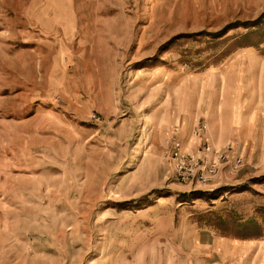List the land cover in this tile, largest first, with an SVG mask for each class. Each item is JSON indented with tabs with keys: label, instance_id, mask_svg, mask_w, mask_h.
<instances>
[{
	"label": "rangeland",
	"instance_id": "rangeland-1",
	"mask_svg": "<svg viewBox=\"0 0 264 264\" xmlns=\"http://www.w3.org/2000/svg\"><path fill=\"white\" fill-rule=\"evenodd\" d=\"M199 119L211 188L165 159ZM0 264H264V0H0Z\"/></svg>",
	"mask_w": 264,
	"mask_h": 264
},
{
	"label": "built area",
	"instance_id": "built-area-1",
	"mask_svg": "<svg viewBox=\"0 0 264 264\" xmlns=\"http://www.w3.org/2000/svg\"><path fill=\"white\" fill-rule=\"evenodd\" d=\"M165 159L173 176L184 185L213 187L221 182L224 173L238 174L245 160L238 154L232 141L217 145L205 119H199L189 141L183 139L180 125H175L167 136Z\"/></svg>",
	"mask_w": 264,
	"mask_h": 264
},
{
	"label": "crops",
	"instance_id": "crops-1",
	"mask_svg": "<svg viewBox=\"0 0 264 264\" xmlns=\"http://www.w3.org/2000/svg\"><path fill=\"white\" fill-rule=\"evenodd\" d=\"M237 112H238V108H236L235 111L231 112V115L229 116L225 112L222 111V108H220L219 111H215L212 116L215 119V122L216 123L219 120V123H221L222 125H226L225 130H228L229 128H231L232 130H234L235 128H237L239 126V125H237V123L240 120H243L241 117H240V120H239V118H238V115L239 114ZM241 122H243V121H241ZM230 140H232V139H230ZM232 142H233V145H234V149H237L239 151V149H238L239 148L238 147V143L234 142V140H232ZM240 154H242V153H240Z\"/></svg>",
	"mask_w": 264,
	"mask_h": 264
}]
</instances>
